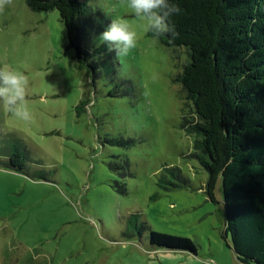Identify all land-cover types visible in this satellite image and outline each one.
<instances>
[{"label": "rangeland", "instance_id": "rangeland-1", "mask_svg": "<svg viewBox=\"0 0 264 264\" xmlns=\"http://www.w3.org/2000/svg\"><path fill=\"white\" fill-rule=\"evenodd\" d=\"M84 1L88 58L69 47L58 10L0 0V66L28 75L31 114L0 106V264H243L226 237L222 180L215 203L184 127L187 54L146 32L128 0ZM115 18L138 37L122 56L98 41ZM171 167L185 186L159 184ZM151 229L189 237L197 253L152 245Z\"/></svg>", "mask_w": 264, "mask_h": 264}, {"label": "trees", "instance_id": "trees-1", "mask_svg": "<svg viewBox=\"0 0 264 264\" xmlns=\"http://www.w3.org/2000/svg\"><path fill=\"white\" fill-rule=\"evenodd\" d=\"M25 1L36 12L58 10L69 47L79 57L95 55L82 47L93 23L84 0ZM178 2L183 12L172 17L177 35L160 39L188 57L177 80L194 108L184 127L194 138V156L208 172L204 189L216 203L222 180L226 237L240 262L264 264V0ZM21 157L14 154L10 165L24 169ZM159 184L172 189L187 183L180 169L171 167ZM149 239L163 249L197 253L189 237L151 229Z\"/></svg>", "mask_w": 264, "mask_h": 264}, {"label": "clouds", "instance_id": "clouds-1", "mask_svg": "<svg viewBox=\"0 0 264 264\" xmlns=\"http://www.w3.org/2000/svg\"><path fill=\"white\" fill-rule=\"evenodd\" d=\"M127 6L143 22L145 31L153 33L157 40L177 35L172 17L183 12L178 0H128ZM137 40L136 31L121 18L112 19L98 37L99 43L106 44L117 56L129 53ZM29 86V77L23 70L0 66V106L25 120L31 115L27 100Z\"/></svg>", "mask_w": 264, "mask_h": 264}, {"label": "water", "instance_id": "water-1", "mask_svg": "<svg viewBox=\"0 0 264 264\" xmlns=\"http://www.w3.org/2000/svg\"><path fill=\"white\" fill-rule=\"evenodd\" d=\"M237 255V254H236ZM241 263H243V264H247V263H244V262H241Z\"/></svg>", "mask_w": 264, "mask_h": 264}]
</instances>
